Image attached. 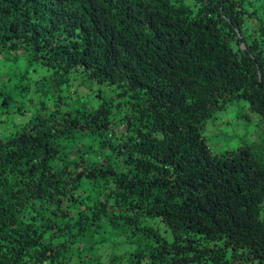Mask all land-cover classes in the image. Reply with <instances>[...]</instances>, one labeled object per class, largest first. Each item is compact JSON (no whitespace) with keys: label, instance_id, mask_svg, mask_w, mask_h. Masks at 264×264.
Instances as JSON below:
<instances>
[{"label":"trees","instance_id":"trees-1","mask_svg":"<svg viewBox=\"0 0 264 264\" xmlns=\"http://www.w3.org/2000/svg\"><path fill=\"white\" fill-rule=\"evenodd\" d=\"M251 1L0 0V61L26 55L0 81V264H103L117 239L126 264H264V162L202 136L231 99L264 123ZM34 65L47 75L22 82ZM75 75L112 95L69 102Z\"/></svg>","mask_w":264,"mask_h":264},{"label":"rangeland","instance_id":"rangeland-1","mask_svg":"<svg viewBox=\"0 0 264 264\" xmlns=\"http://www.w3.org/2000/svg\"><path fill=\"white\" fill-rule=\"evenodd\" d=\"M251 4L255 7V14L262 15L264 11V0H252ZM260 19L251 17L246 22V28L249 32L253 33L259 27ZM264 25V23H263ZM25 52L18 51L16 57L14 55L0 61V81L4 77L2 74L4 71L8 72H21L25 64ZM34 68H30L25 71V77L22 82L31 81L39 78L43 79L47 75V70L39 65H34ZM41 82H39L40 84ZM94 85H88V83L75 75L74 79L67 85L66 99L70 102L74 97L83 99V101L89 104H95L99 101L100 96H110L112 91L101 86L100 90L94 93L91 89ZM30 96V99H25L24 105L35 104L40 99L37 91L26 93ZM121 111L118 108L111 110L113 122L111 130L118 134L123 130V125L120 119ZM28 112H24L17 119H23L27 117ZM202 136L206 143L210 146V150L214 153H220L226 149H232L236 145L247 144L257 149L259 159L264 162V123L260 120L256 114L247 109L246 103L241 99H231L228 103L222 107L214 110L207 118L202 129ZM88 139V138H87ZM95 144V139L92 141ZM146 222L153 224L160 231H164V227L157 219L146 220ZM165 232V231H164ZM134 248L133 243L121 242L119 239L115 241H107L98 246L96 252L100 261L105 264L107 258L110 256L121 257V263L126 264V257L128 253ZM74 256V252L72 253ZM81 260V256H76Z\"/></svg>","mask_w":264,"mask_h":264}]
</instances>
